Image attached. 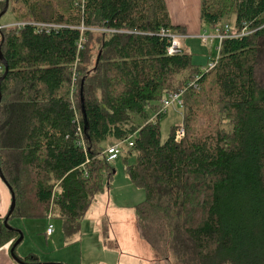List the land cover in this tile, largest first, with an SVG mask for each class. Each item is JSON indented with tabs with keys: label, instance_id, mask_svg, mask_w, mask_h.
Wrapping results in <instances>:
<instances>
[{
	"label": "trees",
	"instance_id": "obj_1",
	"mask_svg": "<svg viewBox=\"0 0 264 264\" xmlns=\"http://www.w3.org/2000/svg\"><path fill=\"white\" fill-rule=\"evenodd\" d=\"M8 1L15 21L61 27L0 30L9 66L1 82L0 167L15 195L11 227L0 218V247L12 248L21 235L13 218L52 213L67 241L77 235L97 195L110 188L115 168L106 149L132 137L121 153L124 170L145 190L135 213L160 259L264 264V84L256 76L264 0H200L202 27L235 15L232 34L244 22L254 30L224 38L217 64L205 70L184 47L168 53L162 31L186 27L173 22L166 0ZM75 65L87 150L77 143L71 107ZM170 92L182 94L184 135L177 139L174 125L163 141L165 114L153 116ZM31 255L20 258L39 262Z\"/></svg>",
	"mask_w": 264,
	"mask_h": 264
},
{
	"label": "rangeland",
	"instance_id": "obj_2",
	"mask_svg": "<svg viewBox=\"0 0 264 264\" xmlns=\"http://www.w3.org/2000/svg\"><path fill=\"white\" fill-rule=\"evenodd\" d=\"M231 21L235 22V15ZM15 22L11 11L1 18V24ZM213 27L203 29L200 36H188L194 39L197 48L192 51L193 61L202 65V69L209 65L213 57L218 56L219 40L214 43L205 42L201 36L210 35ZM256 76L264 84V38ZM211 49L212 53L209 54ZM183 121L182 108L173 104L160 119L162 140L165 141L171 127ZM127 148L124 145L123 151ZM136 161V154L129 157V163ZM115 173L108 190L97 195L96 200L81 221L80 232L69 241L66 240L63 221L58 217L51 219L31 218L20 221H32L20 229L24 240L20 249L27 248L40 256L41 262L49 261L56 264H171L169 259H160L151 246L142 238L135 206L145 198V190L132 183L124 170V154L114 162ZM3 187L9 190L3 182ZM49 223L54 225L55 233L47 234ZM22 251V250H21Z\"/></svg>",
	"mask_w": 264,
	"mask_h": 264
},
{
	"label": "built area",
	"instance_id": "obj_3",
	"mask_svg": "<svg viewBox=\"0 0 264 264\" xmlns=\"http://www.w3.org/2000/svg\"><path fill=\"white\" fill-rule=\"evenodd\" d=\"M0 1H4V0H0ZM28 24H32V25L36 26L37 28H39L38 30L41 32L44 30L47 32H50L51 29H57V28L61 27V25L54 24V23L34 22V21H15V22L7 23V24H1L0 23V30L4 27H13V26L24 27ZM231 29H232V25L230 23L225 22L224 24L217 25V26L213 27L212 34L201 36L202 39L207 43H214V42H216L217 39L219 40V46L217 47L218 56L213 57L212 60L209 62V65L207 67H205L204 70L212 68L217 64L218 59L220 57L221 42L224 38L231 37V36L247 35V34H250L254 31V30L248 29L246 22H244L243 28L237 33L232 34ZM162 34L164 36H166L169 40L170 44L167 48V51L169 54L178 53L184 47V44H183V39L185 37L184 34L178 33L175 31H171V30L162 31ZM81 47L82 46L80 44V48ZM3 69H4V66L2 63H0V71H2ZM73 70H74V75H73V83H72V105H71V107L74 110L75 118H76V121L78 124L77 125V133H78L77 143L79 146H81L85 150H87L86 135L84 133L83 126L80 124V120H79L80 116H79L78 109H77V106H76V103H75V100L73 97V93L76 90L75 81L79 76L78 72L76 70V65L73 67ZM173 104H177L181 108L183 107V99H182V94L180 92L168 93L161 100V106H160L159 110L154 114L153 119L155 120L161 114H166L168 108L170 106H172ZM178 125H179V127L176 131V135H177V139H181L182 136L184 135L183 122H181ZM133 144H134V142H133L132 137H131V138H125L123 140H119V141L115 142L114 144L110 145L105 151L107 160L109 162H114L122 153L124 145L131 146ZM52 217H53V214L49 213L48 218L51 219ZM53 232H54V225L52 223H49L48 228H47V234L51 235Z\"/></svg>",
	"mask_w": 264,
	"mask_h": 264
},
{
	"label": "crops",
	"instance_id": "obj_4",
	"mask_svg": "<svg viewBox=\"0 0 264 264\" xmlns=\"http://www.w3.org/2000/svg\"><path fill=\"white\" fill-rule=\"evenodd\" d=\"M166 2L173 22L175 24L186 27V32L183 33L185 35L183 39L184 48L190 50L191 52L194 51V49L197 48V46L195 45V41L194 39H190L187 37L200 36L204 29L200 21V0H166ZM209 51V54L212 53L211 49ZM3 182V179L0 177V218H3L8 214L12 202V193L10 189L8 190L3 187ZM29 219L31 218H25L24 220ZM19 220L21 219L13 218L10 222L14 227L18 229H23L27 224H33L32 221H20L19 223ZM54 233L55 231L51 235H53ZM21 243L16 247V253L19 257H26L32 254L31 256L33 257H39V262L42 261L37 253L30 252L27 248L20 249L22 247L20 246ZM42 263L56 264L49 261H44ZM0 264H20L12 257L9 243L0 247Z\"/></svg>",
	"mask_w": 264,
	"mask_h": 264
},
{
	"label": "water",
	"instance_id": "obj_5",
	"mask_svg": "<svg viewBox=\"0 0 264 264\" xmlns=\"http://www.w3.org/2000/svg\"><path fill=\"white\" fill-rule=\"evenodd\" d=\"M8 7H9V1L7 0L6 1V4H5V7L4 9L0 12V18L7 12L8 10ZM0 61L1 63L3 64L4 66V72L3 74L1 75L0 77V103H1V98H2V92H1V82L2 80L6 77L8 71H9V66H8V62L7 60L5 59L3 53H2V50H1V47H0ZM81 94H82V91H81ZM82 105H83V113H84V119L85 121L87 122V116H86V113H85V108H84V104H83V98H82ZM0 177L3 179V181H5V177H4V174L2 172V169L0 167ZM6 183V182H5ZM9 189L12 193V202H11V206H10V209H9V212L8 214L6 215L5 217V224L7 227H11V225L9 224V215L13 212L14 208H15V195L14 193L12 192V188L9 186ZM19 232H20V237L15 241L14 245L12 246L11 248V255L12 257L17 261L19 262L20 264H44L42 262H26L24 261L23 259H21L15 252V248L17 247L18 244H20L23 239H24V234L23 232L19 229Z\"/></svg>",
	"mask_w": 264,
	"mask_h": 264
}]
</instances>
